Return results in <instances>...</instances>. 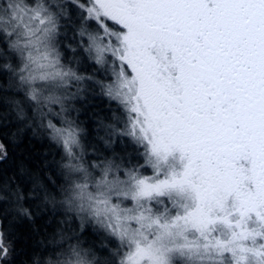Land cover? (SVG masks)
Instances as JSON below:
<instances>
[{
  "label": "snow or ice",
  "instance_id": "6c2138e0",
  "mask_svg": "<svg viewBox=\"0 0 264 264\" xmlns=\"http://www.w3.org/2000/svg\"><path fill=\"white\" fill-rule=\"evenodd\" d=\"M0 264H264V0H0Z\"/></svg>",
  "mask_w": 264,
  "mask_h": 264
},
{
  "label": "trees",
  "instance_id": "16d2710c",
  "mask_svg": "<svg viewBox=\"0 0 264 264\" xmlns=\"http://www.w3.org/2000/svg\"><path fill=\"white\" fill-rule=\"evenodd\" d=\"M76 106L80 108L79 119L82 127L86 130L93 131L96 127L94 122L102 118L109 107L113 109L117 107L116 103L109 101L106 96H99V89H97L95 96L85 97L84 100ZM5 131L15 132L16 128L13 127ZM20 141V146L15 149L12 157L14 161L13 171H7V177L13 176L15 172L18 171L20 164H23L26 168L38 171L44 161H50L53 158L50 153L53 152L54 149L51 147L49 141L42 136L33 135L32 131L24 130L21 133ZM139 163H143V159H141ZM50 219V217H45L43 220H37V222L33 224H26L19 229L24 233L31 232L32 239L28 240L29 247L27 248V252L29 255H33V249H37L34 259H39L38 249L43 247L40 243L43 239L42 234L45 231L50 232L52 228L55 227L54 223L51 226L49 225L48 221ZM56 219L61 218L57 217ZM25 238L27 239V236ZM97 243H99V241H97ZM21 259H27V256L22 255Z\"/></svg>",
  "mask_w": 264,
  "mask_h": 264
},
{
  "label": "rangeland",
  "instance_id": "374dc122",
  "mask_svg": "<svg viewBox=\"0 0 264 264\" xmlns=\"http://www.w3.org/2000/svg\"><path fill=\"white\" fill-rule=\"evenodd\" d=\"M148 173H145L146 175H150L151 174V169H148V171H146Z\"/></svg>",
  "mask_w": 264,
  "mask_h": 264
}]
</instances>
